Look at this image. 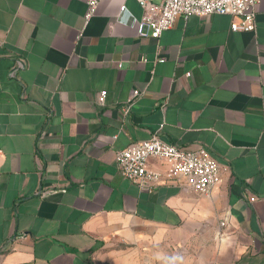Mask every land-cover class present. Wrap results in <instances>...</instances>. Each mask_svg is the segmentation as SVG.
Returning <instances> with one entry per match:
<instances>
[{
	"label": "crops",
	"instance_id": "0c3cea01",
	"mask_svg": "<svg viewBox=\"0 0 264 264\" xmlns=\"http://www.w3.org/2000/svg\"><path fill=\"white\" fill-rule=\"evenodd\" d=\"M122 6L142 18L138 0L87 24V0H0V264H264V0L254 32L215 13L158 39ZM157 131L210 151L209 194L122 176L116 151Z\"/></svg>",
	"mask_w": 264,
	"mask_h": 264
},
{
	"label": "built area",
	"instance_id": "2783aa9c",
	"mask_svg": "<svg viewBox=\"0 0 264 264\" xmlns=\"http://www.w3.org/2000/svg\"><path fill=\"white\" fill-rule=\"evenodd\" d=\"M101 0H87L86 24L97 13ZM144 13L141 19L125 16L121 7L120 20L130 23L141 36L158 39L162 32L173 26L179 16H207L228 14L232 17L231 28L238 31H255L257 26V3L260 0H138ZM162 61L163 58H159ZM23 64H19V67ZM118 66L122 67L119 61ZM15 74V69L12 70ZM136 96L139 91H135ZM107 95L102 90L98 102L104 103ZM129 106L125 108L127 111ZM160 159L167 164L165 172L150 167V159ZM116 165L124 178L140 188L151 189L165 178H182L186 185L200 194H209L220 181L223 169L205 147L186 149L164 141L157 131L143 141H135L116 151ZM256 195L250 201L258 199Z\"/></svg>",
	"mask_w": 264,
	"mask_h": 264
}]
</instances>
